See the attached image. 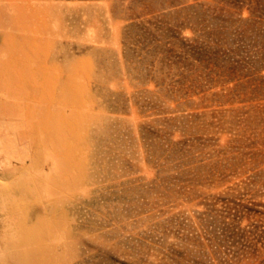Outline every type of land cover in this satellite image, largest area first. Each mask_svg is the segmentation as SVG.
<instances>
[{
	"label": "rangeland",
	"instance_id": "obj_1",
	"mask_svg": "<svg viewBox=\"0 0 264 264\" xmlns=\"http://www.w3.org/2000/svg\"><path fill=\"white\" fill-rule=\"evenodd\" d=\"M0 264H264V0H0Z\"/></svg>",
	"mask_w": 264,
	"mask_h": 264
}]
</instances>
